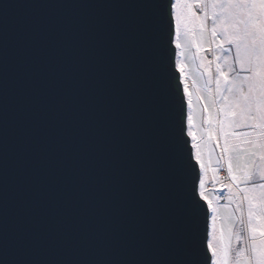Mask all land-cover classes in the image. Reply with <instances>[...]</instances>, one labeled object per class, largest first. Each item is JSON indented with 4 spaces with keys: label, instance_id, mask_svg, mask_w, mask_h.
Returning <instances> with one entry per match:
<instances>
[{
    "label": "snow or ice",
    "instance_id": "1",
    "mask_svg": "<svg viewBox=\"0 0 264 264\" xmlns=\"http://www.w3.org/2000/svg\"><path fill=\"white\" fill-rule=\"evenodd\" d=\"M51 7L0 14V264H264V0Z\"/></svg>",
    "mask_w": 264,
    "mask_h": 264
},
{
    "label": "water",
    "instance_id": "2",
    "mask_svg": "<svg viewBox=\"0 0 264 264\" xmlns=\"http://www.w3.org/2000/svg\"><path fill=\"white\" fill-rule=\"evenodd\" d=\"M74 2V0H0V14L6 11L9 22L12 23L17 19L22 18L28 13H33L39 16H49L56 15L61 13H68L70 9L63 8H55L51 7V5L56 4H64ZM165 0H159V3L164 4ZM36 6V7H33ZM160 55L164 58L165 70L169 77H175V79H168L166 81L169 89L171 91H175V86L178 82L180 74L178 71H173L172 62L176 59V49L174 45L167 46L162 45L160 48ZM186 100H185V112H186ZM176 111H179L178 106L176 107ZM176 119L175 113H173V120ZM190 139V138H189ZM193 151V150H192ZM209 222H210V212L208 214L207 221V240L209 239ZM205 234L204 229V221L201 219L198 227V236H197V244L201 243V237ZM11 251V250H10Z\"/></svg>",
    "mask_w": 264,
    "mask_h": 264
},
{
    "label": "rangeland",
    "instance_id": "3",
    "mask_svg": "<svg viewBox=\"0 0 264 264\" xmlns=\"http://www.w3.org/2000/svg\"><path fill=\"white\" fill-rule=\"evenodd\" d=\"M181 59L180 55H179V50H176V59L175 60H179ZM187 72V70H186ZM189 83L191 84V79L189 80ZM193 107L195 108V103L193 105ZM194 152V150H193ZM212 185L209 184V188H211ZM218 187V186H217ZM221 195H223V193H221ZM221 203H226V201H221ZM219 220L217 221V228H219ZM213 237H212V227H211V213H210V222H209V239L208 241H212Z\"/></svg>",
    "mask_w": 264,
    "mask_h": 264
}]
</instances>
